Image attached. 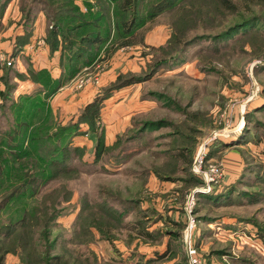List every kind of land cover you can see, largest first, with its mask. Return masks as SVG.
I'll list each match as a JSON object with an SVG mask.
<instances>
[{
  "label": "rangeland",
  "instance_id": "rangeland-1",
  "mask_svg": "<svg viewBox=\"0 0 264 264\" xmlns=\"http://www.w3.org/2000/svg\"><path fill=\"white\" fill-rule=\"evenodd\" d=\"M14 1H20L22 8L30 5L31 1L37 0ZM138 1L139 11L143 13L147 3L157 0ZM231 1H234L237 6L232 11L225 9V16L221 25L204 26L203 24H197L195 27L190 28L191 30H188L190 38L196 35H203L206 38L202 36L198 40L195 39L188 46H184L182 54L179 55L174 64L172 62L173 65L158 69L156 74L148 80L142 81L141 85L138 86L140 88L136 92H139L142 98L153 97L148 95L150 91L166 95L168 98L166 97L167 100L166 98L153 100V103L151 102L153 108L148 112L132 117L125 131L116 136L122 141L119 147H122V157L126 158L120 166L121 170H114L115 167H113V164L116 163L113 157H116L119 147L103 154L96 161L97 163H88L74 157L70 165L76 166L80 175H75L73 178L51 180L43 187L38 186L37 195L28 199L32 206L38 205L43 196H47L46 203H51L52 199L57 200V202L61 201L57 205L61 208L60 222H56V225L52 228L50 239L54 240L51 253L60 256L65 264H109L110 260H115L120 264H130L133 262L132 257L124 258L121 250H124V252L129 250L128 252L133 255L140 246L156 245L150 241H134L133 238L137 234L133 235L135 232L132 229H129L130 231L122 230L123 227L112 229L113 241L95 238L92 241L82 240L83 242L72 245L69 242L71 227L63 226L61 218H64L69 211L72 213L79 206L80 198L83 195L90 201H99L104 197L113 204H120V201H132L136 197H141L143 199L142 204L149 203L150 205H158L161 208L168 204L169 197H171L173 198V204L178 208L180 207V212H182V219L180 218L181 221L177 226L179 227L182 224V235L187 222L184 212L187 195L192 188L201 184L185 188L184 181L179 179L175 181L154 180L150 171H153V166H158L165 161L167 157L166 149L169 148L171 141L168 133L173 130L174 124L187 119V113L188 115L198 113V120L196 118L188 119L190 122L195 120V124L199 125L198 127L201 130V135L197 138L193 160L190 164V172L196 175L191 169L199 145L205 142L213 131L221 129L224 126V120L227 119L237 126L238 130L232 133L230 138L225 139V142L236 141L240 135H247L245 143L228 147L224 146L223 142L211 141L208 146L214 144L221 148L212 153L211 158H206L209 154L206 147L204 163L214 162L220 164L224 169L225 177L226 164L234 162L232 157L235 156H227L230 155L227 151L234 150L233 152L237 157L235 161L239 158L241 165V173L235 180L237 186L248 190L261 188L264 191V2L257 4L252 0ZM170 16V12H162L155 21L151 20L135 36H131L127 45L118 46V49H116L117 46L115 48V45L118 42L111 43V46H108L109 51L99 58V61L92 68L86 67L87 69L84 68L81 73L76 75L69 82L67 88L71 89V92L66 97L67 99L73 95V97H69L73 109L80 112L87 104V100L91 98L88 93L93 92L95 96L99 95L102 92L101 90L112 82L101 81V77L115 63L114 74L116 76L113 81L121 73L133 72L142 75L157 58L160 59L166 56L168 49L166 50L164 45H166L171 33ZM249 17L258 18L254 28L246 30L247 32H240L234 39L220 44L218 49L213 52L209 41L211 35L217 34L219 31ZM162 45L164 47L159 48ZM86 87L90 88V90L88 89L89 92H85ZM9 102V99H4L0 94V140L5 137L7 141H12L14 135H9L10 131H14L19 137L22 128L16 123L12 108L8 106ZM70 109L72 110V108ZM159 119L166 120L169 125L166 124L158 130L147 131L149 133L144 142L134 144V140H127L126 137L133 133L142 121ZM70 120L72 119L61 118L59 122L52 113L48 121L42 125L46 127L49 124L51 128H54V126L65 125L62 124V121H67L68 124L71 122ZM99 121L100 125L103 126V119L100 118ZM7 132L9 134H6ZM43 136L46 137V135ZM53 147V142H50L47 138L41 140V152L52 154ZM85 157L89 156L86 155ZM31 162L34 161L28 159L20 162L22 163V170L18 173L20 174L28 166L32 168ZM94 171H96V174ZM259 176L261 178H258ZM224 177L215 185L216 188L221 189L224 186ZM32 186L34 187V185ZM2 190L3 187L1 186L0 193ZM70 192L71 199L64 202V196ZM260 203L262 206L259 208L253 206L243 212L245 218L252 219L251 221H253L257 230L254 231L253 228H248L249 230L243 229V231L245 235L252 237V239L259 237L261 239L260 245L264 248V232L260 229H264V202ZM208 210V207H205V210L202 208L198 211L194 208L197 223L193 231V241L202 255L204 264H213L210 256L211 251L218 249L220 250L215 251L216 257L213 258L215 263L218 261L219 264H264V254L245 245H242L243 248L239 254L236 253L238 254L237 257L231 252L234 244L233 240L227 238H221V240L216 238L218 241L214 240L209 245V250L205 251L203 245L198 241L201 234H203L201 230L204 219H201L200 216L211 214L207 213ZM3 217L5 218L4 215ZM37 227L40 231L44 228L42 219H39ZM161 228L163 232L164 226ZM35 229L30 227V238L34 241L37 253L42 255L43 245L38 242L39 232L35 234ZM211 229L214 231L213 227ZM127 235L130 237L129 239ZM181 235L180 248L176 256L170 254L166 258L163 256L164 259L159 261L158 264L169 262L188 264L186 247ZM20 260L19 255L9 253L5 256L3 264H19Z\"/></svg>",
  "mask_w": 264,
  "mask_h": 264
},
{
  "label": "trees",
  "instance_id": "trees-1",
  "mask_svg": "<svg viewBox=\"0 0 264 264\" xmlns=\"http://www.w3.org/2000/svg\"><path fill=\"white\" fill-rule=\"evenodd\" d=\"M252 1L257 4L264 2ZM7 2L0 1V15ZM83 4L87 11H82L75 0H37L31 1L30 5L21 8V19L25 31L24 34L16 36L14 54L29 39L36 11L42 10L47 19L45 42L50 53L60 52L59 66L61 72L56 79H52L46 69L37 71L28 69V76L17 73L21 78H29L40 84L41 89L37 93L20 95L16 101L9 98L10 86H6L5 91H0L4 99H9L8 106L12 108L16 123L22 128L19 137L14 131H10V134L9 132L6 133L14 135L12 141H7L5 137L0 140V187H3L0 193V264L4 263L5 256L9 253L20 256L19 264H65L60 256L51 253L54 240L50 239L52 228L61 215V208L57 206L61 201L57 202V200L52 199L51 203H46L47 196H43L38 205L32 206L28 199L37 195L38 186L43 187L51 180L73 178L79 174L77 167L70 164L74 157L82 160L85 147L72 145L74 136L87 134L94 141L93 153L96 161L103 154L117 149L122 143L119 138L111 145H105L104 127L100 125L99 121L104 101L111 96L113 91L148 80L157 73L158 69L173 65L179 55L182 54L184 46H188L195 39L198 40L203 36L196 35L191 39L188 36L190 28L197 24L204 26L221 25L225 16V9L232 11L237 6L231 0H157L147 3L144 12L141 13L138 0H95L92 2L84 0ZM164 11L171 13V33L166 45H164L166 50L168 49L166 56L157 58L142 75L133 72L117 75L114 81L104 87L102 92L100 91L99 95L87 102L78 113L75 121L54 126V128H51L49 124L43 127L42 124L48 121L52 114L46 102L50 95L73 79L84 66L91 65L105 45L118 42L115 45V48L117 46L116 49L118 46L127 45L129 38L137 29ZM257 21V17H249L211 35L209 41L213 52L218 49L220 44L234 39L240 32H247L246 30L254 28ZM106 48L105 53L109 51L108 47ZM5 67L11 69L10 65H5ZM41 93L43 94L41 95ZM148 95L153 96L151 98L154 100L167 97L155 91L148 92ZM197 115L198 113L189 115L187 113V119L174 124L173 130L168 133L171 141L169 148L166 149L167 157L162 164L153 167V173L159 180L175 181L179 179L184 181L185 188L202 183L199 177L190 172V164L201 130L199 125L195 124V120L190 122L188 118L198 120ZM50 118L52 119V117ZM166 124L169 125L164 119L142 121L138 128L126 138L128 141L141 138L143 132L158 130ZM84 126L87 127L86 130L82 129ZM246 136L240 135L238 140L228 141L229 143L225 140L217 141L223 142L224 146L240 145L245 143ZM44 138L53 142L52 154L41 152V140ZM209 146L207 145L209 154L206 158L220 149V147H214V144ZM121 149L122 147H119L116 157H114L116 162L123 158ZM28 159L34 161L31 162L32 168L28 166L19 174L18 172L22 170V163L20 162ZM180 169L181 175H176L179 174ZM71 197L70 192L64 196L63 201L68 202ZM131 202H124L125 207L120 210L107 198L102 197L99 201H90L83 195L71 225L69 242L75 245L79 244L78 242H83L82 240L92 241L96 238L95 232L99 234V238L113 241L111 231L124 227V216L129 209L126 205ZM245 202H264V191L261 188L241 189L236 182L222 186L221 189L214 186L210 192L199 191L196 193L195 208L198 211L205 207L210 208V206L243 204ZM161 218L162 216L158 212L152 211L150 217L140 220L144 239L152 243H156V240L160 242L159 238L164 233L160 229L149 232L146 228L150 222H156ZM39 219L44 222V228L41 231L37 227ZM169 220L171 219L169 218ZM242 220L253 222L249 218H241L240 221ZM30 227L34 229L36 227L35 234L39 232L38 242L43 245L42 255L37 253L34 241L30 238ZM181 228L182 224L178 230L171 227L165 231L170 236L167 245L171 256H176L179 251ZM260 229L264 232V229ZM261 231L260 233H262ZM162 258L163 256L156 253L155 257L140 259L136 263L130 264H158ZM108 263L120 264L115 260H110Z\"/></svg>",
  "mask_w": 264,
  "mask_h": 264
},
{
  "label": "crops",
  "instance_id": "crops-1",
  "mask_svg": "<svg viewBox=\"0 0 264 264\" xmlns=\"http://www.w3.org/2000/svg\"><path fill=\"white\" fill-rule=\"evenodd\" d=\"M75 2L80 6L82 11H87V8L83 4L84 0H75ZM35 15L36 17L31 25V35L29 36V39L21 47V49L15 54H14V48L16 45V36H20L24 34L25 31L21 19L22 11H21L20 1H14V0L8 1L4 9V12L0 15V53H3L7 58V60H10L11 62L10 65L14 66L13 68L11 67V69H7L5 67L6 64L3 63L0 64V91H4L6 86L7 87L10 86L11 88L9 93L10 95L9 98H11L10 100L16 101L20 95H30L33 93H37L41 89L40 84L33 82L29 78H21L17 75V73H21L23 75L28 76V72H27L28 69H33L35 71L39 69H46L49 72V75L52 79H56L60 76V72H61L59 66L60 52L55 51L53 53H50L49 47L45 42V35L47 28L46 15L42 10L36 11ZM158 16L154 17L151 20L155 21ZM151 20L146 22V24L141 28H144L147 25V23H149ZM141 28L137 29L132 36H135ZM110 45L111 43L105 45L100 50L96 60L91 65L84 66L80 70V72H78V74L81 73V71L84 70V68L86 67L92 68L94 64H96L99 61V58H101L105 54L106 47ZM113 56L111 57L112 59ZM115 68H116V63L113 66H111V68H109L108 71L103 73L101 77V81L104 82L113 81V79L116 76L114 74ZM71 80L63 84L60 88H58V90L55 93H53L46 99V102L48 103L52 113L54 114L55 119H57L59 122L61 121V118L72 119L70 121L73 122L75 121L79 113V110L77 111L73 109L72 107L73 105L70 102L71 101L70 98L73 97V95L69 96L70 98L68 97L66 99L67 95H69L71 92V89L67 88ZM141 83L142 82L133 83L124 86L118 90H115L113 91L111 96L104 101V106L101 110L100 118L103 119L104 121L103 126H104L105 145H111L117 139L116 136L120 135L125 131L132 117H134L137 114L148 112L151 108H153L151 102L154 99L142 98L139 92H136L140 88L138 86H140ZM88 87L85 88V90L87 89L85 92H89L88 89L90 90V88ZM42 94L43 93H41V95ZM82 94L84 96L85 93L83 92ZM88 94H90L91 98H89L87 102L91 101L94 98L93 96H95V93L93 92H90ZM70 108H72V110ZM62 124H67V121H62ZM82 129L86 130L87 127L84 126ZM148 133L149 132H143L141 134V138L138 137L134 140V144H137L135 141L144 142L146 140V136ZM72 145L85 147V152L82 157V161H86L88 163H97L93 153L94 141L90 139L87 134L74 136L72 138ZM214 147H217V145H214ZM226 149H230V148H226ZM233 151L234 150H231L230 152L227 151V153L230 154L227 156H231V155H235V156L232 157V159H234V162H229L226 164L227 172L224 177L225 178L224 186H228L233 182H235V180L238 178V176L241 173L240 160L238 158V160L235 161L237 157ZM86 155H88L89 157H85ZM125 159L126 158L123 157L122 159L118 160L115 164H113V167H115L114 170L117 171L121 170L120 166L123 164ZM105 166L107 167V165ZM152 172L153 171H150L151 175H153V179L157 180L158 178ZM181 172L182 171L180 169L178 173L180 174ZM94 173L96 174V171H94ZM148 175L150 176V174ZM142 200L143 199L141 197L134 198L132 202L129 200L131 203H128L126 205L129 209L126 215L124 216V227L122 228V230L124 229L128 231L129 229H132L135 232L133 233V235L137 234V236L133 238L134 241L138 240V241L147 242V240L144 239L142 233L143 230L141 228L140 220L142 218L147 219L148 217H150L152 211L158 212L162 216V218L157 220L156 222H150L146 229L149 232L155 231L156 229H160L161 231L162 230L161 227L163 226L165 229L162 232L164 233L163 236L159 238L160 242L159 240H156V243H154L156 245L140 246L137 249V251H135L136 253L133 255L132 253L128 252L129 250H125L124 252V250L120 249L123 252L122 256L124 258L128 256L132 257L133 263H136L140 259L145 260L151 257H155L156 253L166 258V256L169 255L167 242L170 236L168 232L165 231L166 229H169L171 227H173V229L178 230L180 226L179 227L177 226L182 219V212H180V207L178 208L175 204H173L174 203L173 198L171 197H169L168 204L163 208L158 207V205L157 206L150 205L149 203L142 204L141 203ZM113 205L120 210H123L125 207L123 201H120V204H113ZM253 206H257L256 208H259L260 206H262V204L245 202L243 204L213 206L212 208L208 207L209 210L207 211V213H211V214H207L206 216L205 214H203L202 216H200L201 219H204L202 221V230H201L203 234H201V236L199 237L198 242L203 245V249L205 251L209 250V245L214 240L217 239L221 240V238H227L233 240L234 244L232 245L231 252L236 256L241 252L240 250L243 248L242 245H245L246 247L255 248L260 253L264 254V248L260 245L261 239L259 237H257L256 239H252V237L245 235L243 231V229L249 230L248 228H253V230L255 231L256 229L255 224L253 222H246L245 220L240 221L241 218H245L243 212L247 210V208H251ZM78 209L79 206L72 213L71 211H69L64 216V218H61L63 221V226L71 227L75 219V216L78 212ZM210 210L212 212H209ZM60 217L57 219V222H60L59 221ZM169 218L171 220H169ZM212 227L214 228V231L213 229H211ZM95 234H96V238H99L98 237L99 234L96 232ZM180 235H181V230H180ZM127 237L128 239L130 238L128 235ZM218 250L211 251L210 256L212 257L213 264H219L217 263L218 261L215 263L213 259L214 256L216 255L215 251ZM170 263L171 262L165 264H170Z\"/></svg>",
  "mask_w": 264,
  "mask_h": 264
},
{
  "label": "built area",
  "instance_id": "built-area-1",
  "mask_svg": "<svg viewBox=\"0 0 264 264\" xmlns=\"http://www.w3.org/2000/svg\"><path fill=\"white\" fill-rule=\"evenodd\" d=\"M1 63L6 65L11 64L10 60H7L3 53H0V64ZM224 121V126L221 129L213 131L212 134L209 135L208 139L199 145L191 169L202 179V183L200 186L191 189V191L187 195L188 197L184 205V212L187 217V222L181 236L185 243L188 264H204L202 255L193 241V231L195 230L197 223V219L194 214V208L196 205V193L199 191L210 192L212 188L217 185L224 177V169L220 164L214 162H209L207 164L204 163L206 147L211 141L225 140L227 138H230L232 133L237 132L238 130V127L232 124L231 121L227 119H225Z\"/></svg>",
  "mask_w": 264,
  "mask_h": 264
}]
</instances>
